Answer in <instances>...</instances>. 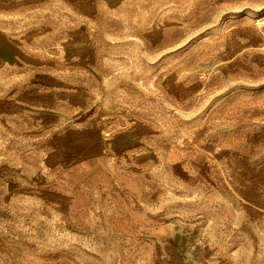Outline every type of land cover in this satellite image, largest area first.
Listing matches in <instances>:
<instances>
[{"label":"rangeland","instance_id":"obj_1","mask_svg":"<svg viewBox=\"0 0 264 264\" xmlns=\"http://www.w3.org/2000/svg\"><path fill=\"white\" fill-rule=\"evenodd\" d=\"M0 264H264V0H0Z\"/></svg>","mask_w":264,"mask_h":264}]
</instances>
